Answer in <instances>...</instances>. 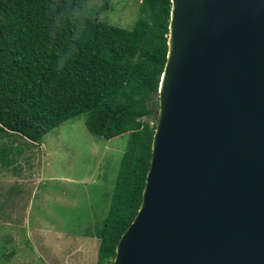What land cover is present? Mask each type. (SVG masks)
<instances>
[{
	"label": "water",
	"instance_id": "95a60500",
	"mask_svg": "<svg viewBox=\"0 0 264 264\" xmlns=\"http://www.w3.org/2000/svg\"><path fill=\"white\" fill-rule=\"evenodd\" d=\"M167 47L113 264H264V0H171Z\"/></svg>",
	"mask_w": 264,
	"mask_h": 264
},
{
	"label": "trees",
	"instance_id": "16d2710c",
	"mask_svg": "<svg viewBox=\"0 0 264 264\" xmlns=\"http://www.w3.org/2000/svg\"><path fill=\"white\" fill-rule=\"evenodd\" d=\"M87 6L88 0H0V134L38 143L86 114L92 134L128 135L107 216L92 234L100 241L96 264H113L151 159L171 0H142L146 16L132 29L90 18Z\"/></svg>",
	"mask_w": 264,
	"mask_h": 264
},
{
	"label": "rangeland",
	"instance_id": "374dc122",
	"mask_svg": "<svg viewBox=\"0 0 264 264\" xmlns=\"http://www.w3.org/2000/svg\"><path fill=\"white\" fill-rule=\"evenodd\" d=\"M87 13L124 29L146 16L142 0H88ZM86 116L38 143L0 134V196L14 186L11 214L0 212V264L97 263L100 241L92 234L107 216L128 135L98 137Z\"/></svg>",
	"mask_w": 264,
	"mask_h": 264
},
{
	"label": "crops",
	"instance_id": "0c3cea01",
	"mask_svg": "<svg viewBox=\"0 0 264 264\" xmlns=\"http://www.w3.org/2000/svg\"><path fill=\"white\" fill-rule=\"evenodd\" d=\"M9 185V186H8ZM7 190L5 191V194H3L2 196H0V212L1 214H3L4 209L6 208L7 210V215L11 214V211L13 210V205H14V186L7 183ZM32 204L31 201H29L28 205H27V209H31ZM6 223H9L8 221H6Z\"/></svg>",
	"mask_w": 264,
	"mask_h": 264
}]
</instances>
